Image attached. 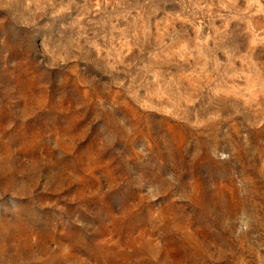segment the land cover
Instances as JSON below:
<instances>
[{"label": "rangeland", "instance_id": "374dc122", "mask_svg": "<svg viewBox=\"0 0 264 264\" xmlns=\"http://www.w3.org/2000/svg\"><path fill=\"white\" fill-rule=\"evenodd\" d=\"M0 264H264V0H0Z\"/></svg>", "mask_w": 264, "mask_h": 264}]
</instances>
